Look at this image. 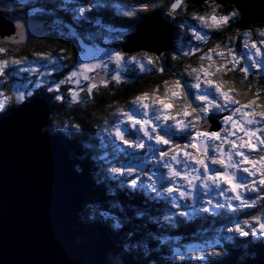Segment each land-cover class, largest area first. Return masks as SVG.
Returning <instances> with one entry per match:
<instances>
[{
  "label": "snow or ice",
  "instance_id": "1",
  "mask_svg": "<svg viewBox=\"0 0 264 264\" xmlns=\"http://www.w3.org/2000/svg\"><path fill=\"white\" fill-rule=\"evenodd\" d=\"M107 6L102 0H92L90 3L78 6L76 11L80 17L87 19L84 16L86 11ZM113 7L123 11L119 5ZM141 7L147 9L148 6L141 5ZM218 7L219 5L213 6L207 14H193L192 19L198 21L200 29L219 31L227 27L237 14L234 12L219 14ZM184 8L185 0H171L167 15L174 18L178 10ZM134 11L135 9L131 10ZM131 12L124 14L130 15ZM189 31L195 41L208 43L207 32L197 29L196 26H190ZM257 36L259 39H254L252 31L243 33L245 49L243 54H237L236 49L222 44H216L215 47L203 51L195 46L185 49L182 43L179 51L183 56H195L202 52L196 66H185V72L193 82L183 81L182 78L166 80L162 93L157 86L151 92L137 95L130 102L129 107L117 108L115 115L120 119L112 128V135L125 149H146L150 152L155 157V163L167 169L166 177L160 174L158 168L145 171L144 164L130 162L113 166L105 154L99 159L109 165L106 171L111 176L107 179L131 177L127 180H118L116 183L121 189L137 190L151 200L165 199L163 193H166L170 198L168 202L174 208L181 207L178 201L195 200L194 193L198 189L202 190L203 195L209 198L203 199L199 207L196 204L185 203L182 206L184 210L175 214L182 217L191 218L197 212L220 215L213 210L225 206L235 210L233 201L238 202V206L242 209L254 208L258 198L248 197L246 194L264 192V103L258 102L261 94L264 93V86L256 87L253 92V84L249 82L246 90L241 91L237 89L234 80L225 77L229 72L238 70L243 74L241 80L243 84L253 74L251 69L264 72V30H260ZM5 52L6 49L0 48V53ZM36 56L52 64L56 63V59L50 55L37 53ZM158 60L159 57H153L148 53L128 57L124 52L117 50L108 55L107 61L103 59L92 63L82 61L78 68L67 74L64 79L53 81L46 90L50 93H59L61 85L71 84L74 86L69 91L71 102L79 104L84 100L81 93L86 92L87 97L92 98L101 87L107 88L111 81L122 83V73L129 64L137 65L141 71L151 70L146 69V65H150L156 71L164 72L166 69L158 65ZM205 61L207 64L204 63ZM109 63L115 65L110 80L107 78ZM10 65L15 66L17 70L7 73L6 70ZM40 67L44 66H26V58L0 59V77L18 76L21 72L37 73ZM40 75L41 77L51 75V72L45 71ZM82 82H85L86 86ZM0 83L3 81L0 80ZM46 83L48 82L39 77L35 81L36 87H44ZM26 89L27 85L17 87L15 93L17 102L24 103L35 94L34 90ZM193 89L195 91H192ZM249 93H252L251 98L244 101L238 98L248 97ZM11 98L0 90V109H3ZM52 98L60 102L65 100L63 95H54ZM225 112L228 114L221 117L219 130L209 131L208 117ZM107 123L105 121L106 125ZM72 127L79 129L80 126L73 124ZM104 130L108 131V128ZM129 130L136 134L135 138L129 136ZM177 134H180L184 142H176ZM116 151L122 149L117 148ZM252 153L256 155L253 156ZM125 155L132 156L131 153ZM165 179L171 183L165 185L163 183ZM228 193H231V196H228ZM217 196L223 198V203L217 199ZM97 214L105 220H113V228L123 227L118 218L111 217L108 212L100 211L95 207L90 218L95 219ZM144 214L143 211L135 213L138 217ZM164 219L174 225L171 215L165 216ZM226 230L240 237L252 236L264 239V206L259 210V214H253L242 222L237 221L233 227ZM127 235L130 242L126 243L124 248L131 249L135 237L131 232ZM221 251L220 238L217 237L214 241L205 242L199 249L190 247L182 252L180 248H176L173 255L181 260L186 255H191L193 259L209 264L206 258L219 256Z\"/></svg>",
  "mask_w": 264,
  "mask_h": 264
},
{
  "label": "trees",
  "instance_id": "2",
  "mask_svg": "<svg viewBox=\"0 0 264 264\" xmlns=\"http://www.w3.org/2000/svg\"><path fill=\"white\" fill-rule=\"evenodd\" d=\"M3 1L7 2V0ZM40 2L43 12L37 13L38 16L23 10L15 13L21 17L39 19L37 21L50 23L46 28L48 35L44 36L43 40L21 46H8L0 41V48L6 49L5 53H0V59L26 58V63L39 61L46 64L50 61L40 59L36 54L50 55L56 59V63L52 64L50 62V65L54 69L56 67L61 68L60 70H54V74L50 77L53 81L64 79V73H69L75 68V61L80 54L79 38L85 41L84 44H89L85 36H82L85 31H91V33L93 31V28L87 24L89 19L93 22L95 20L99 21V24L104 25L105 28L112 29L114 32L127 29V33L123 36L120 35L121 38L119 40H112L108 44L115 50L125 43L127 36L134 32V28L138 23L155 14L163 15L169 21L175 36L174 46L171 51L159 56L158 65L166 69L164 72L156 71L155 68L150 66L151 70L146 75L138 77L131 75V77H128L130 81L127 83L110 84L107 88L101 87L94 93L92 98H88L87 94L81 95L84 100L79 104L71 102L69 89L72 88L67 84L61 85L59 93L48 92L46 89L52 85L53 81L46 87L34 88L35 94L26 100L42 97L49 104L51 113L48 125L44 131L63 140L68 150L69 159L75 165L82 187L88 197L86 206L80 213L81 220L88 228L103 227L111 238L116 241L117 247L109 254L108 264H124L126 258H131L139 264H203L200 260L193 259L191 255H186L181 260L173 255L174 250L180 248L183 252L190 247L199 249L205 242L214 241L217 237L220 238L222 246L221 255L207 257L209 264H247L251 259L264 255V239L252 236L240 237L238 234L226 230L229 227H233L237 221L242 222L253 214H259V210L264 206V192L246 194L248 197L258 198L256 206L252 209H242L238 205H234L235 210H231L225 206L224 208L213 210V212H219L220 215L197 212L191 218L182 217L175 215L181 211V207H172L168 202L170 198L167 197L166 193H163L165 199L151 200L137 190L131 188L121 189L116 181L126 180V178L107 179V177L111 176L106 171L109 165L105 164L101 159H97L99 155L102 156V154L107 152L111 156V162H114L112 165L119 166L123 163V159H112V147L109 146L110 143H107L108 135L104 130L105 127L110 128V122L116 117L117 108H127L137 95L151 92L157 86L162 93L164 81L166 80L182 78L183 81L193 82L192 78L185 72V66H196L199 63V56L202 52L197 53L195 56H183L179 51L182 43L185 49L195 46L203 51L215 47L216 44L232 47L233 42L242 44L243 33L247 31H252L253 38L257 39V30L264 29V25H254L238 30L235 27L238 14L233 7L226 6L218 7L217 12L219 14L230 12L237 14L227 27L219 31L200 29L198 21L192 19V16L193 14L203 15L210 13L211 8L216 5L213 2H207L202 6L196 7L190 3V0H185L184 10H178L173 18L167 15L171 0H102V3L108 6L102 7L100 10H98L99 8H93L91 11H86L84 16L87 19L75 15L72 10L64 6L63 0H40ZM114 5H119L123 11H118L116 7H113ZM141 5H147L148 7L144 9ZM132 9H135V11L131 12ZM6 12L12 14L11 11ZM125 12H131V14L125 15ZM190 26H196L197 29L207 32L209 36L208 43L195 41L189 31ZM64 30L79 36L78 38H76L77 36L75 38L70 37L69 34H63ZM96 43L103 46V48L106 46L102 44L100 39ZM142 53L144 52L132 56H138ZM149 55L156 57L153 54ZM204 63L207 64V61ZM16 70L15 66L10 65L6 72L11 73ZM251 72L253 74L243 84L241 83L243 74L238 70L229 72L225 79L234 80L237 89L241 91L246 90L247 84L251 82L253 84L252 91L255 92L256 87L264 86V79L255 70ZM0 80L3 81V83H0V90L5 95L12 97L7 101L5 107L0 109V112L22 104L15 99V84L27 83L28 86L33 87L32 83L29 84L31 78H25L24 75L20 74L18 76L6 75L5 77H0ZM54 95H63L65 100L63 102L56 101L52 98ZM251 95L252 93H249L248 97L241 96L238 98L244 101L251 98ZM258 102L264 103V93L261 94ZM215 114L227 115L228 113ZM105 121L108 122L107 125ZM73 124H78L80 126L79 129L73 128ZM177 137H181L180 134H177ZM102 140H106L105 150L100 145ZM146 162L149 163L147 159ZM163 183L167 185L171 182L165 179ZM153 195L155 194L153 193ZM220 200L222 202V199ZM237 203L233 202V204ZM179 204L183 205L184 201H180ZM94 207L100 211L108 212L111 217L118 218L123 227L120 229L113 228V220H105L99 217L98 214L95 219H91ZM137 211H143L145 214L138 217L135 215ZM169 215L173 217L174 225L169 224L164 219L165 216ZM129 232L134 234L135 240L131 249H125L124 245L130 242V238L127 235ZM94 237L96 235H89L79 238V241L87 242ZM226 237H231V239H226Z\"/></svg>",
  "mask_w": 264,
  "mask_h": 264
},
{
  "label": "water",
  "instance_id": "3",
  "mask_svg": "<svg viewBox=\"0 0 264 264\" xmlns=\"http://www.w3.org/2000/svg\"><path fill=\"white\" fill-rule=\"evenodd\" d=\"M207 2L233 7L238 30L264 25V0H190L196 7ZM1 9L0 0L1 43L18 46L43 37V22ZM174 42L169 21L155 14L135 26L119 51L159 57ZM50 113L42 97L0 112V264H108L116 241L103 227L88 228L79 220L88 197L63 140L44 131ZM222 116L208 117L209 131L219 130ZM88 235L96 237L78 242ZM124 264L139 263L126 258ZM247 264H264V255Z\"/></svg>",
  "mask_w": 264,
  "mask_h": 264
},
{
  "label": "rangeland",
  "instance_id": "4",
  "mask_svg": "<svg viewBox=\"0 0 264 264\" xmlns=\"http://www.w3.org/2000/svg\"><path fill=\"white\" fill-rule=\"evenodd\" d=\"M131 1H133V0H131ZM90 2H92V0H63L64 6L67 7V8H69L70 10H72L73 13L75 15H77V16H79V14L76 11L77 7L80 6V5H84V4L90 3ZM1 3H2L1 12L3 11L5 13H7L6 11H8V12L11 11L12 14L7 13V14H9L11 16H14V15L15 16H19L16 13L18 11H21V10H23L24 12H29V14H32L34 16H38L37 13H42L43 12L42 11V8L40 6L41 5L40 4L41 3L40 0H7V2H4L3 0H1ZM100 9L101 8H99L98 10H100ZM19 17H21V16H19ZM23 18H25V17H23ZM37 20H39V19H37ZM87 24H89V26L93 28V31H92V33H91V31H85L86 34L83 33L82 36H85V39L89 42V44H86V43L84 44L85 41H83L82 39L79 38V40H78L79 42L78 43H79V53L80 54L78 55V58L75 61V68H73L71 71H73L74 69L78 68L79 64L82 61L83 62H86V63L99 62L100 59H103V60L107 61L108 60V55L110 53H114L117 50L119 51V48H120V47H118L117 50H115V49H112L110 46H108V44L112 40H119L121 38V36H123L124 34L127 33V29H124L122 31L119 30L117 32H114L112 29L105 28L104 25L102 26L101 24L97 23L96 20H95V22H93L92 20L89 19L87 21ZM49 25H50V23H48L47 21H45L43 23V25H42L43 26L42 27L43 28V37L40 40H43L44 36L46 37L48 35V33L46 31V28ZM260 30H264V29H260ZM260 30H257V33ZM38 34L40 35V31H38ZM63 34H65V35H68L69 34L70 37H74V38H75V36H77L76 34L74 35L71 32H69L68 30L67 31L64 30V33ZM89 35H91V36L89 37ZM78 36L76 38H78ZM96 37H98V38H96ZM94 38H96V39H94ZM98 39L101 40V42H102L103 45H106L104 48H103V46L98 45L96 43V41ZM257 39H259V37ZM58 40L60 41V39H58ZM243 40H244V37L242 36V41H241L242 44H236V42H233L234 44L232 45V48L236 49L237 54H243V52L245 51L244 45H243ZM31 43H34V42H31ZM27 44H29V43H27ZM18 46H21V45H18ZM133 55H135V54H133ZM126 56L131 57L132 54L131 55H126ZM26 66H44V67H40V71L37 72V73H31V72H21V73H19L20 75H24L25 78H29V79L31 78L29 84L32 83L33 84V87L28 86L27 83H25V84H19V83H17L14 86L15 93L17 92V87L19 85H27V89L26 90H34V88L36 89L37 87L35 85V81L37 80L38 77L39 78H42L44 81L48 82V83H46L44 85V87H46L51 81H53V79H51L50 77L52 76V74H54L55 71H53L54 67H52L50 65V62L45 64V63H41L39 61H31V62L26 63ZM108 68H109V72H108V77L107 78L110 80V76L113 74V71L115 70V65L109 63ZM55 69L56 70H60L61 68L56 67ZM146 69H150V65H146ZM253 70H255V69H251V71H253ZM45 71H50L51 72V75H43L41 77L40 74L43 73V72H45ZM149 72H150V70L141 71L137 65L129 64V65H127L126 71H124L122 73V76H123V82L122 83L129 82L130 81L129 80L130 78H128V77H131V75L138 77L140 75H143L144 76V75H146ZM69 73L68 72L66 74L64 73V75L66 76ZM257 73L260 74V76L262 77V79H264V72H257ZM90 75H96V73H90ZM101 75H103V73H101ZM82 83H85V82H82ZM110 84L119 85L121 83L117 84L116 82L111 81L109 83V85ZM67 85L70 86L72 89L74 87L71 84H67ZM85 86H86V83H85ZM70 90L71 89H69V91ZM193 91H195V90H193ZM85 94H87V93L86 92L85 93H81L82 96H84ZM129 106L130 105H128L127 107H129ZM119 119L120 118L118 116H116L114 118V120L112 122H110L111 123V126H110V128H108L109 131H105V133L107 132V135H108V141H107V143H110L109 146L112 147V151H113L112 152V154H113V158L112 159H116V158L123 159V163L122 164H127V163H130V162L131 163H134V164H144L145 165V168H144L145 171H147V170H150V171L155 170V167H156V169L157 168L159 169V172H160L161 175H165L166 176L167 169H164L162 166L157 165L155 163V157L152 156V154L150 152H148L146 149L145 150L125 149L124 146L121 145L120 142L115 139L114 135H112V128H113V125ZM122 127H127V126L126 125H122ZM130 133H132V134H134L136 136L135 133H133V132H131L129 130V134ZM100 143L99 144L102 145L103 146L102 148L105 150V148H106L105 147L106 146L105 145L106 144V140L105 141L102 140ZM146 143H151V142H147L146 141ZM117 148L122 149V151H116ZM114 152H116V153H114ZM125 153H131L132 156L131 157L126 156ZM105 154H107V152L104 153V154H102V156H104ZM255 154L256 153H252L251 155L255 156ZM97 156H98V153H97ZM108 156H109V154H107V159H108ZM100 157H101V155H99V157L97 159H99ZM136 158H139V159H136ZM110 159H111V156H109V159L108 160L111 161ZM146 159L149 161V163H147V162L145 163ZM112 161H114V160H112ZM112 163H114V162H112ZM113 166H118V165H113ZM148 166H149V168H148ZM239 175H244V174L243 173H239ZM127 179H131V177L126 178V180ZM178 183H183V181H178ZM227 195L228 196H231V193H228ZM194 196H195V200H188L189 202L188 201H184V204L185 203H187L189 205L196 204L197 207H199V205L202 203V200L203 199L209 198V197H205L203 195L202 190H199V189L194 193ZM217 199L218 200L222 199V202L221 203H223V198L217 196ZM178 203H180V201H178ZM183 205H181V211L184 210L183 207H182ZM234 205H238V203L237 204H234ZM79 220L82 221L81 220V217H80ZM84 237H86V236L78 237V242H80L79 241V238H84ZM80 243H85V242H80Z\"/></svg>",
  "mask_w": 264,
  "mask_h": 264
}]
</instances>
